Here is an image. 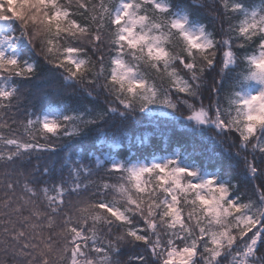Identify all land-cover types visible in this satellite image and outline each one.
I'll return each instance as SVG.
<instances>
[{
  "label": "snow or ice",
  "instance_id": "1",
  "mask_svg": "<svg viewBox=\"0 0 264 264\" xmlns=\"http://www.w3.org/2000/svg\"><path fill=\"white\" fill-rule=\"evenodd\" d=\"M0 264H264V0H0Z\"/></svg>",
  "mask_w": 264,
  "mask_h": 264
},
{
  "label": "trees",
  "instance_id": "2",
  "mask_svg": "<svg viewBox=\"0 0 264 264\" xmlns=\"http://www.w3.org/2000/svg\"><path fill=\"white\" fill-rule=\"evenodd\" d=\"M145 130L150 131L151 129L146 127L145 125H136L135 128L132 130V133H130V134L139 133V132H142Z\"/></svg>",
  "mask_w": 264,
  "mask_h": 264
}]
</instances>
